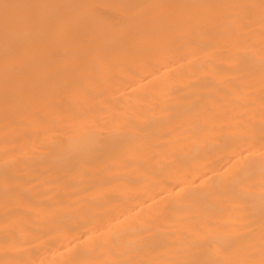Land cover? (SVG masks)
Wrapping results in <instances>:
<instances>
[{
    "label": "bare ground",
    "instance_id": "obj_1",
    "mask_svg": "<svg viewBox=\"0 0 264 264\" xmlns=\"http://www.w3.org/2000/svg\"><path fill=\"white\" fill-rule=\"evenodd\" d=\"M65 2L87 5L86 13L106 35L94 42L87 71L77 67L72 42L50 43L45 57L55 86L34 81L36 98L16 122L5 119L0 93V164L15 158L12 173L21 177L20 189L30 197H6L0 183V249L6 240L7 199L24 222L16 234H7L10 249L29 264H63L69 258L74 264H172L190 258L192 250L184 242L193 235L213 241L205 249L214 248L216 239L242 236L239 245L216 258L259 261L264 244L259 160L250 166L243 197L219 179L239 166L232 157L248 147L240 125H258L264 117L259 8L250 14L247 9L199 10L221 20L243 15L250 29L236 37L219 24L203 23L190 34L195 42L186 44L164 32L121 39L107 35L122 34L133 17L143 18L148 10L138 6L176 0ZM241 63L251 70L235 71ZM113 127L127 134L106 135L111 151L103 158L78 154L92 133Z\"/></svg>",
    "mask_w": 264,
    "mask_h": 264
},
{
    "label": "snow or ice",
    "instance_id": "obj_2",
    "mask_svg": "<svg viewBox=\"0 0 264 264\" xmlns=\"http://www.w3.org/2000/svg\"><path fill=\"white\" fill-rule=\"evenodd\" d=\"M148 11L143 18L133 17L128 29L124 33H109L113 39H121L123 36L136 38L144 35H159L167 33L174 38L183 39L185 43H194L190 34L202 26L203 23L219 24L230 29L236 37L243 35V31L250 29L249 20L243 15H232L221 20L216 15H201L199 10L216 8L247 9L259 8L260 23L264 25V0L259 4L238 5H209L185 3L176 0L174 3L152 4L138 6ZM87 5L81 3H69L65 0H0V93L3 96V111L5 119L16 117L24 113L25 107L36 97L34 94V81L47 80L51 86L55 73L52 66L47 63L45 51L52 42H72L78 53L77 67L87 71V56L94 51L93 44L106 34L101 30L98 22L86 13ZM145 26H148L147 28ZM81 32L83 35L77 36ZM244 73L250 71L243 63L234 69ZM260 70L264 84V56L260 60ZM264 99V96H262ZM240 136L248 147L242 148L232 157L234 161L241 163L229 173L227 177L219 179L226 181L238 197L244 195V185L251 179V164L258 159L260 172L264 176V117L258 125L241 124ZM258 128V134H257ZM126 130L119 127L111 128L107 133L104 131L92 133L90 142L81 145L78 154L88 156L93 153L99 154L96 159L103 158L111 151L105 142L106 135H126ZM7 155V154H6ZM87 163H94L95 159H89ZM16 164L15 158L6 159L0 164V183L3 185L5 196L9 193H18L28 197L26 192L20 189L21 177L12 173ZM231 167V166H230ZM177 194L182 191L181 186H176ZM30 199V197H28ZM9 201L4 203L5 215L3 217L6 240L4 247L0 249L4 258H0V264H29L15 257L10 249L7 234H16L24 222L18 218V209H9ZM29 215H36L35 212ZM121 223V221H117ZM262 234H264V206L261 207ZM86 240L93 239L92 235L82 233ZM115 238V237H113ZM244 237L223 238L214 241L215 247L205 249L203 245H211L207 237L193 235L184 243L192 250L190 258L177 260L172 264H264V244L261 246V259H244L239 261L222 260L216 257L226 252L229 248L236 247ZM71 251L70 249L68 250ZM11 257V258H9ZM63 264H74L71 258L63 261ZM110 264H150L148 261H113Z\"/></svg>",
    "mask_w": 264,
    "mask_h": 264
}]
</instances>
